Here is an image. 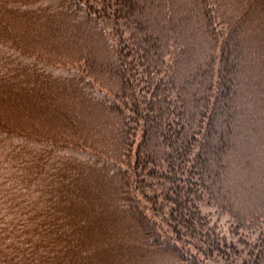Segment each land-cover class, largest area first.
Returning a JSON list of instances; mask_svg holds the SVG:
<instances>
[{
  "label": "trees",
  "instance_id": "1",
  "mask_svg": "<svg viewBox=\"0 0 264 264\" xmlns=\"http://www.w3.org/2000/svg\"><path fill=\"white\" fill-rule=\"evenodd\" d=\"M260 143L264 0H0V264H264Z\"/></svg>",
  "mask_w": 264,
  "mask_h": 264
},
{
  "label": "rangeland",
  "instance_id": "2",
  "mask_svg": "<svg viewBox=\"0 0 264 264\" xmlns=\"http://www.w3.org/2000/svg\"><path fill=\"white\" fill-rule=\"evenodd\" d=\"M130 27H127V31L129 30ZM123 30V28H122ZM54 61H57L56 59ZM64 66H68V64H65ZM91 75H89L88 78H90ZM104 78H107V77H104ZM111 79V78H110ZM92 80V79H91ZM95 80V79H94ZM93 80V81H94ZM105 80V79H104ZM95 83V82H94ZM100 84V83H99ZM106 109H107V106H104ZM262 143H260L261 145ZM262 146V147H261ZM260 146V150H261V157L264 156V144H262ZM263 148V149H262ZM121 160H123L124 163H126V157H124V159L122 158ZM95 166V164H89V166ZM98 166V165H96ZM253 175V174H252ZM250 175V177L252 176ZM264 175V174H263ZM253 177H251V179H249V182H253ZM264 180V179H263ZM224 182H221V184H223ZM226 184V183H224ZM264 185V181H263V184ZM227 186V185H226ZM233 186H234V183H233ZM237 187H241L239 186L238 184L235 185V189L236 191H238ZM260 188V187H259ZM258 187L256 188L255 186V189L253 190H257L258 193L259 191H263V187L259 189ZM242 189H245V188H242ZM247 190V188H246ZM256 194V192H255ZM160 195V194H159ZM160 198H164V196H160ZM156 200V199H155ZM163 200H167L166 198H164ZM154 201V200H153ZM119 208V207H118ZM215 207L211 208V207H207L204 209V207L202 208L203 211H205L206 214H208V218L210 220V224L211 225H216L217 229H218V232H221L229 241L231 240L232 242H237L238 245H237V251L238 253H240L241 256H246V253H247V250L249 249L248 246L245 245V243L248 242L247 239H256L257 238V235H258V230H256L255 232H249V228H247L246 230H243L241 228L238 227L237 230L234 229V227L236 226H231L232 225V220L231 218L229 217V215L226 213H219L218 211V214L216 212V209H214ZM116 211H122L120 209L116 210ZM122 213V212H121ZM126 213V212H125ZM160 213H158L157 211L156 212H152V215H153V218L154 220L157 222L158 226H161V219H162V216L161 214L159 215ZM229 217V218H228ZM233 227V228H232ZM244 232V233H243ZM239 238H242L241 240ZM164 239L163 238H159V241L161 243L165 242L163 241ZM248 248V249H246ZM176 262L178 264L182 263L181 259L180 258H177L176 259Z\"/></svg>",
  "mask_w": 264,
  "mask_h": 264
},
{
  "label": "bare ground",
  "instance_id": "3",
  "mask_svg": "<svg viewBox=\"0 0 264 264\" xmlns=\"http://www.w3.org/2000/svg\"><path fill=\"white\" fill-rule=\"evenodd\" d=\"M16 51H20V49H18V48H14ZM22 49V48H21ZM24 50H27L26 52H28V53H30V51L32 50L31 48H24ZM32 52V51H31ZM85 56V58L87 59V58H90V59H92L93 61L95 60V61H98V60H100V59H102V56L101 55H99V54H96V53H94L93 52V50H91L88 54H85L84 55ZM33 58H36V59H39L40 57L37 55V54H33V56H32ZM117 68H120V66H117ZM119 70L120 69H118V72H119ZM106 71H104V72H99L101 75H103V73H105ZM111 72V71H110ZM97 74V76L95 77V76H91L90 77V79H92V80H90V81H88V84H92V83H94L95 82V80L94 79H100L102 76L100 75V74H98V73H96ZM111 78H113L114 76H110ZM94 80V81H93ZM114 83H116L117 82V80H114L113 81ZM109 85H112V82H110L109 83ZM82 105H84L83 104V102H80ZM95 116H97V114L96 113H93ZM71 115L72 116H75V113L74 112H71ZM94 116V117H95Z\"/></svg>",
  "mask_w": 264,
  "mask_h": 264
}]
</instances>
